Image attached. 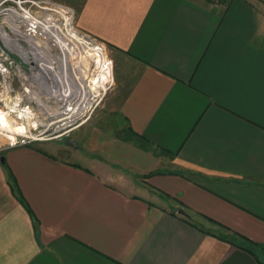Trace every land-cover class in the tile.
<instances>
[{"label":"crops","instance_id":"0c3cea01","mask_svg":"<svg viewBox=\"0 0 264 264\" xmlns=\"http://www.w3.org/2000/svg\"><path fill=\"white\" fill-rule=\"evenodd\" d=\"M59 1L131 61L122 133L0 153V264H264V0Z\"/></svg>","mask_w":264,"mask_h":264},{"label":"rangeland","instance_id":"374dc122","mask_svg":"<svg viewBox=\"0 0 264 264\" xmlns=\"http://www.w3.org/2000/svg\"><path fill=\"white\" fill-rule=\"evenodd\" d=\"M69 7L74 9V14ZM18 8L23 9L26 17H35L41 8H56V12H48L47 19L62 18L63 24L77 30L85 42L79 40L74 43L77 48L71 58L74 70L72 66L70 69L75 71L73 80L67 77L63 66L52 64V49L39 52L44 59V67L51 65L47 68L50 73H59L58 80L44 78V84L51 88L47 93L46 88L38 83L41 79L34 80L32 75L36 71L32 65L24 62L0 40V65L10 70L8 74L0 72V94L3 93V97L0 96V146H7L0 153L12 147L9 145L11 141L14 145L52 142L72 148L66 143L67 137L84 145L95 134L111 137L121 134L120 105L134 76L130 59L123 60V54L112 45L82 32L76 24L78 8L59 0H0V31L6 30L5 18L9 10L17 11ZM4 66L1 67L4 69ZM68 87L75 90L73 94L77 101L63 107L49 94H52V89L65 92ZM21 139L23 143L18 142Z\"/></svg>","mask_w":264,"mask_h":264},{"label":"bare ground","instance_id":"6f19581e","mask_svg":"<svg viewBox=\"0 0 264 264\" xmlns=\"http://www.w3.org/2000/svg\"><path fill=\"white\" fill-rule=\"evenodd\" d=\"M50 10L55 12L57 11L56 8H41V11L39 14H35V17L31 15L30 17H26V15H23L22 8H18L17 11L9 10L8 17L5 18V22H7V26L5 27L6 30L1 29L0 31V40H2L4 45L10 51L19 55L24 62H28L32 65L36 71V73L32 75L34 80L38 81L40 78L41 81L38 83H41L42 86L46 88L45 90L47 93L51 88L44 84L45 79L50 77L51 79L54 78V80H58L59 73H50L47 68L51 65H46V68L44 67V59L41 58V53L39 52L47 51V48L52 49V52L54 53V63L52 64L63 66L67 72V77L73 80L75 78V71H71L70 69L73 65L71 58L75 55L74 53L77 49L75 48L74 43L84 39V37L82 39L79 36L77 30L71 29L67 24L64 25L61 21L62 18H60L59 15H57V17H59L58 19L52 18L48 20L47 17L49 16L48 12ZM5 22L2 24H5ZM72 70H74L73 66ZM58 90L59 92L57 89H52V94L49 95L53 96L58 102L62 103L63 107L74 103L75 100L77 101L76 96L73 94L75 92L74 89L68 87L65 92H62L60 89ZM81 93L83 95V92Z\"/></svg>","mask_w":264,"mask_h":264},{"label":"trees","instance_id":"16d2710c","mask_svg":"<svg viewBox=\"0 0 264 264\" xmlns=\"http://www.w3.org/2000/svg\"><path fill=\"white\" fill-rule=\"evenodd\" d=\"M12 177V176H11ZM24 202V201H23ZM25 203V202H24ZM234 235V238H237L239 240H241V243L243 244L244 248L250 250V251H254L252 248L255 246V245H258L257 243H253L252 241H250L249 239L243 237L242 235L240 234H237V233H233Z\"/></svg>","mask_w":264,"mask_h":264},{"label":"built area","instance_id":"2783aa9c","mask_svg":"<svg viewBox=\"0 0 264 264\" xmlns=\"http://www.w3.org/2000/svg\"><path fill=\"white\" fill-rule=\"evenodd\" d=\"M69 8H70V7H69ZM70 10H71V11L73 12V14H74V9H73V8H70ZM1 66H4V65H3V64L0 65V72H1L2 74H8L10 70H9L6 66H4V69H5V70H4ZM5 67H6V68H5ZM4 84L6 85V77H5V76H4ZM2 94H3V93H1L0 96L3 97ZM11 142H12V141H11ZM11 142H10L9 145L13 146L14 144L11 143ZM18 142L23 143L24 140L21 139V141H18ZM9 145H8V146H9ZM6 147H7V146H6ZM6 147H1V146H0V151L3 150V149H5Z\"/></svg>","mask_w":264,"mask_h":264},{"label":"water","instance_id":"95a60500","mask_svg":"<svg viewBox=\"0 0 264 264\" xmlns=\"http://www.w3.org/2000/svg\"><path fill=\"white\" fill-rule=\"evenodd\" d=\"M66 143L69 146L74 147V148H78L79 147L78 142L75 139L71 138V137H67L66 138ZM178 212L183 214V215H187V212L185 210H183L182 208H180Z\"/></svg>","mask_w":264,"mask_h":264}]
</instances>
